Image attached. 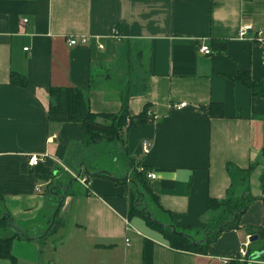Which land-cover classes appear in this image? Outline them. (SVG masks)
<instances>
[{
    "label": "crops",
    "instance_id": "crops-1",
    "mask_svg": "<svg viewBox=\"0 0 264 264\" xmlns=\"http://www.w3.org/2000/svg\"><path fill=\"white\" fill-rule=\"evenodd\" d=\"M246 25L264 36V0H0V194L17 226L9 232L29 237L14 240L15 263L0 264H225L246 243L254 256L264 244L262 199L238 228L194 252L173 247L141 214L130 216L126 184L94 174L123 178L148 168L156 197L139 206L201 239L209 199L225 198L231 185L227 163L257 162L250 188L264 197L263 47L255 30L239 37ZM77 35L92 40L69 46ZM12 72L27 85L12 83ZM243 73L259 93L236 78ZM51 86L86 89L94 113L117 114L127 101L131 115L147 107L153 120L86 143L82 123L50 121ZM212 103L223 115L202 114ZM145 139L153 141L148 153ZM101 150L124 162H99Z\"/></svg>",
    "mask_w": 264,
    "mask_h": 264
},
{
    "label": "trees",
    "instance_id": "trees-1",
    "mask_svg": "<svg viewBox=\"0 0 264 264\" xmlns=\"http://www.w3.org/2000/svg\"><path fill=\"white\" fill-rule=\"evenodd\" d=\"M236 78L242 79L254 93H259L258 84L250 79L246 74H240ZM11 82L19 85H27V77L23 74L12 72ZM261 94L264 95V82L260 83ZM86 90V89H85ZM80 87H58L51 86L49 107V119L51 122H80L84 127V141L86 143L100 142L108 139L121 137L123 129H128L134 125L148 123L153 120L144 109L137 115H131L127 108V101L121 112L117 114H98L90 109L86 92ZM208 113L209 116L223 115V106L220 103H212L205 107L202 114ZM257 162L252 163L247 168H242L233 163H227L226 168L231 178V185L226 197L222 199L210 198L208 211L212 213L208 225L203 230V239L191 233L189 228L178 225H166L155 220L153 214L148 217V208L142 209L140 203L144 204L147 200L155 199L154 193L148 185V168L132 170V176L117 178L105 172L94 173L114 178L119 183H124L129 187L130 192V216L141 214L150 225L160 229L165 233L171 245L178 249L194 252H206L209 245L215 242L224 231L236 229L240 225L242 215L248 210L252 202L264 197L255 196L250 188V176ZM262 186L264 187V172L261 176ZM10 229H17L10 214L3 208V196L0 194V259H9L15 263L16 258L12 252V245L16 238H29L26 234H21L19 230L15 233L9 232ZM264 229V228H263ZM264 250V244L259 251ZM249 254L254 251L249 248ZM264 259V256L260 258ZM225 264H240L237 257Z\"/></svg>",
    "mask_w": 264,
    "mask_h": 264
},
{
    "label": "built area",
    "instance_id": "built-area-1",
    "mask_svg": "<svg viewBox=\"0 0 264 264\" xmlns=\"http://www.w3.org/2000/svg\"><path fill=\"white\" fill-rule=\"evenodd\" d=\"M27 19H24V22H26ZM250 30H255V36H254V40H256L257 42H259L262 47H263V64H264V36H263V30L261 28H257L254 29L252 26L250 25H246L243 26L240 30H239V37L241 39H244L247 37L248 32ZM112 37H114L116 40L121 41L122 36H120V34L117 33V30H113V33L111 34ZM94 38H99V36H94ZM91 36H87V35H77V36H69L67 38V43L69 46H84V45H89L90 41H91ZM98 48L103 49L104 48V44L101 42H98ZM27 49V48H26ZM200 51L202 53L205 54H210L212 53L210 47L208 45H202L200 48ZM186 105V102H181L180 104L177 105L178 109H182L184 106ZM153 146V141L150 139H145L143 141V151L144 153H148L151 148ZM40 161V156H38L37 154H32L29 157V163L32 166H36L38 165ZM147 176L149 178H155L156 177V173L154 172H148ZM81 182L86 183L87 181V177H83L80 178ZM128 241V240H127ZM248 243H246L244 245V247H242L239 252L236 255H233L234 257H237V259L239 260L240 264H258L260 263L261 260L258 259H253L251 258V255L249 254V251L247 249ZM232 259V256L229 257H225L224 258V262L227 263Z\"/></svg>",
    "mask_w": 264,
    "mask_h": 264
},
{
    "label": "rangeland",
    "instance_id": "rangeland-1",
    "mask_svg": "<svg viewBox=\"0 0 264 264\" xmlns=\"http://www.w3.org/2000/svg\"><path fill=\"white\" fill-rule=\"evenodd\" d=\"M114 153H115V151L113 152V155H111V154H109L108 153V151L106 152H102V150L98 153V161L99 162H101V163H106V165L107 164H110L111 163V165H113L114 166V164H115V166L118 164V163H121L122 161L124 162V160L122 159V157H123V154H119V153H117V151H116V153H115V155H114ZM115 157H118V161L115 163L114 161H112V158H114L115 159ZM109 159V160H108ZM131 174H129L128 176H125V177H127V180L129 179V178H131ZM70 181V180H69ZM73 183H74V185L75 186H77V187H80V183L78 182V181H73ZM147 202L148 203H150L149 202V200H147ZM196 230H191V233H193L194 235H197L196 234V232H195ZM258 260H261L260 258H258ZM258 264H264V259H262L261 261H260V263H258Z\"/></svg>",
    "mask_w": 264,
    "mask_h": 264
},
{
    "label": "water",
    "instance_id": "water-1",
    "mask_svg": "<svg viewBox=\"0 0 264 264\" xmlns=\"http://www.w3.org/2000/svg\"><path fill=\"white\" fill-rule=\"evenodd\" d=\"M259 238L258 234H254L250 237V241H255ZM264 256V250L263 251H258L254 254V256H251L253 259H258Z\"/></svg>",
    "mask_w": 264,
    "mask_h": 264
}]
</instances>
